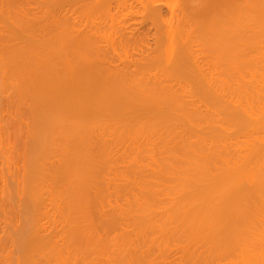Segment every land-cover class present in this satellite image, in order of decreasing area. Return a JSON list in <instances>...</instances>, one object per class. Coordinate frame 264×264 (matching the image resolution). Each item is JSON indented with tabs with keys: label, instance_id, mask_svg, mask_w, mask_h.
I'll list each match as a JSON object with an SVG mask.
<instances>
[{
	"label": "bare ground",
	"instance_id": "bare-ground-1",
	"mask_svg": "<svg viewBox=\"0 0 264 264\" xmlns=\"http://www.w3.org/2000/svg\"><path fill=\"white\" fill-rule=\"evenodd\" d=\"M2 110L0 264H264V0H0Z\"/></svg>",
	"mask_w": 264,
	"mask_h": 264
},
{
	"label": "rangeland",
	"instance_id": "rangeland-1",
	"mask_svg": "<svg viewBox=\"0 0 264 264\" xmlns=\"http://www.w3.org/2000/svg\"><path fill=\"white\" fill-rule=\"evenodd\" d=\"M129 1V0H128ZM131 1V0H130ZM161 3H163V2H161ZM161 3H159V4H161ZM165 6V5H164ZM169 7H165V9H164V11L166 10V9H168ZM140 18L141 17H139V18H137V21H140ZM141 21H142V19H141ZM147 26H150V24H146ZM141 26H139L138 24L136 25V27L135 28H139V30L140 31H142V27L140 28ZM154 32V29H152L151 30V34ZM5 110H2V113L4 112ZM5 115H7V116H5ZM2 116V117H1ZM11 116V117H10ZM4 117V118H3ZM0 118L3 120V121H7V122H10V124H12L11 125V130L9 129V144H8V146H6L4 143L3 144H0V152H2V153H0L1 155H0V169H1V172H2V170H4V168H5V166H3V164L5 165V159L7 158V156H8V158H11L12 160L13 159H15L16 158V153H14V152H16L17 150H21L22 149V147L24 148L25 147V143H26V140H27V129H25V128H27V124H28V119H27V121H26V119H24L23 121H22V123H21V126H20V128H19V130H17V129H14V114L13 113H11V114H9V113H7V111H5L3 114H1L0 115ZM12 118V119H11ZM25 118H27V117H25ZM13 120V121H12ZM26 121V122H25ZM24 124H26V125H24ZM12 126H13V128H12ZM16 128V127H15ZM12 129H13V133L15 134V130H16V136L13 134V133H11V131H12ZM25 130V132H24V130ZM22 130V131H21ZM19 132V133H18ZM17 134H18V137H17ZM23 134H25V135H23ZM13 136V137H12ZM15 137V138H14ZM25 137V139H23ZM21 138H22V140H24V141H22V143L20 142L21 141ZM13 139H14V141H13ZM12 140V141H11ZM17 140V141H16ZM11 142H12V144H11ZM16 142L18 143V144H16ZM17 145V147H15ZM23 145V146H22ZM2 147H4V149L2 148ZM5 147H6V149H5ZM8 148V149H7ZM2 149H3V151H2ZM24 149H26V148H24ZM24 149H22L21 151H23ZM7 152V156H6V152ZM10 151H11V153H10ZM5 154V155H4ZM3 156L5 157V158H3ZM15 157V158H14ZM2 158H3V160H2ZM22 160H23V156H22ZM13 162H15V166H16V162L17 161H13ZM21 162V161H20ZM19 162V163H20ZM22 165V164H21ZM23 166V165H22ZM2 167H3V169H2ZM20 167V166H19ZM0 172V173H1ZM6 174V173H5ZM15 180H16V178H15ZM0 181L2 182V184L4 183V181L6 182V183H4L3 185L0 183V191H2V193L0 192V197H1V201H0V208H2L1 206H2V203L4 202V198H3V196H5V194H3V192H5V190H6V192L8 191L9 193H12L13 194V192H14V194L16 193V189H18L17 188V186L19 187V182H16V181H14V178H12L11 179V181H10V179L8 180V178H6V179H0ZM8 183H10V184H8ZM16 187H15V186ZM3 186H4V188L5 189H3ZM8 186H9V189L11 190V192H10V190L8 189ZM10 186L12 187V188H14L13 190L10 188ZM16 190V191H15ZM13 191V192H12ZM7 192V193H8ZM16 198H17V196H16ZM13 199H14V195H13ZM1 210V209H0ZM17 213H18V215L16 214V212L14 213V214H12V216L11 215H7V217L4 219V217L2 218V216H1V218L4 220L3 222H2V219L0 218V232H2V233H0V239L1 238H3V235L6 233V231L8 230H11L10 229V227H8L9 225L11 226V227H13V226H15V223H16V226L15 227H21V226H23V221H22V219H21V217L23 218V216H20L21 214H22V212L17 208L16 210H15ZM19 211H20V213H19ZM16 215L18 216V223H17V217H16ZM12 218H11V217ZM14 216V217H13ZM10 217V218H9ZM5 220H6V223L8 224V226H7V224L5 223ZM13 222V223H12ZM22 222V223H21ZM2 223V224H1ZM5 223V224H4ZM18 224V225H17ZM15 227H13V228H15ZM13 230V229H12ZM8 231H7V233H8ZM6 233V234H7ZM0 252L2 253V250H0ZM0 253V256H2V254ZM3 257V256H2ZM2 257H0V260H1V258Z\"/></svg>",
	"mask_w": 264,
	"mask_h": 264
}]
</instances>
